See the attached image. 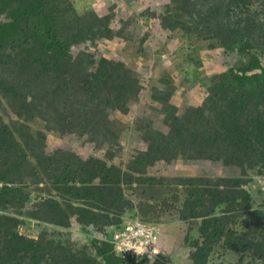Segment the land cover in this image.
<instances>
[{"label": "trees", "instance_id": "obj_1", "mask_svg": "<svg viewBox=\"0 0 264 264\" xmlns=\"http://www.w3.org/2000/svg\"><path fill=\"white\" fill-rule=\"evenodd\" d=\"M163 1L195 17L183 25V35L199 33L236 57L212 80L202 104L181 113L169 102L172 91L153 87L149 96L161 113L142 116V149L120 166L108 163L118 142L112 112L127 113L142 87L118 56L97 58L81 49L108 37L110 16L80 13L70 0H0V264H133L116 256L109 242L134 203L125 191H139L157 205L166 191L149 172L178 159L239 170L172 176L184 192L178 215L186 225L177 247L189 244L195 223L193 264H207L219 240L264 261V203L255 205L244 187L250 169H264V65L258 56H264V0L259 9H251L258 0ZM7 111L14 115L9 123L2 115ZM34 118L45 130L31 132ZM48 131L74 136L105 157L85 156L66 142L49 146ZM19 214L42 227L37 238L19 232ZM71 219L103 237L90 236L78 247L65 243L61 235ZM236 219L245 230L228 226ZM48 226L59 238H48Z\"/></svg>", "mask_w": 264, "mask_h": 264}, {"label": "rangeland", "instance_id": "obj_2", "mask_svg": "<svg viewBox=\"0 0 264 264\" xmlns=\"http://www.w3.org/2000/svg\"><path fill=\"white\" fill-rule=\"evenodd\" d=\"M70 1L80 13L92 11L98 16H110L107 27L108 37L84 42L81 49L93 53L97 58L112 59L118 56L132 69L133 75L138 78L142 87L137 98L131 101L127 113L112 112L113 123L118 130V142L112 150L115 156L108 163L121 166L133 150L142 149L140 130L142 116L149 117L150 114L161 113L159 109L154 108L158 104L149 96L153 87H166L172 91L169 102L178 107V112L181 113L187 105L195 107L201 105L215 76L234 64L236 55L228 54L214 41L204 38L199 33L193 36L182 34L183 25L192 24L195 17L189 16L191 14L180 15L174 3L167 7L163 0ZM261 1H255L251 9L261 8ZM175 23H178L176 27L166 29L168 24L172 26ZM258 56L264 65V56L259 53ZM0 105L4 106V101L1 99ZM2 115L7 123L10 120L9 117L14 118V115L8 111L3 112ZM152 118L155 126L163 131L167 130L163 123L158 121L160 119L154 116ZM28 123L32 133L45 130L44 124L37 118ZM46 138L49 146L66 142L85 156H104V151H94L92 147H85L82 141L74 136L48 131ZM238 170L236 166L227 167L220 164V167H217L213 161L205 162L202 159H178L170 164L158 163L149 172L156 178L158 186L166 191L157 205L148 202L145 196L139 195V191L132 194L130 190L125 189V193L134 203L121 224L131 220L151 224L156 230L162 252L159 261H133V264H189L190 260L193 262L190 257L193 251V247L190 246V242L193 241L190 234H195L192 236L195 238L198 236L197 226L195 223L190 224L189 244L183 242L177 247V240L186 225V222L178 215V207L182 204L184 192L180 185H176L177 182L173 181L172 176H193L196 172L234 175ZM247 174L245 176L247 183L244 187L251 193L252 201L255 200L254 204L260 205L264 203V169L255 167ZM145 210L146 213H144ZM131 212L137 215L132 218ZM18 217L22 219L18 228L19 232L31 238H37L40 235L42 227L38 226L35 220L26 217V214H19ZM235 224L229 222L228 226H233L239 231L245 230L240 219H236ZM46 234L48 238H59L56 231L50 227L46 229ZM103 235V232L99 230H92L90 233L82 231L80 225L71 219L70 227L61 237L66 240L65 243L78 247L81 244L88 245L90 236L102 238ZM89 251L94 252L93 249ZM124 261L128 262L125 259ZM207 264H264V261L257 258L252 251H235L223 240H219L210 251Z\"/></svg>", "mask_w": 264, "mask_h": 264}, {"label": "built area", "instance_id": "obj_3", "mask_svg": "<svg viewBox=\"0 0 264 264\" xmlns=\"http://www.w3.org/2000/svg\"><path fill=\"white\" fill-rule=\"evenodd\" d=\"M109 242L114 253L125 260H161V247L156 230L151 224L139 220L124 222L113 230Z\"/></svg>", "mask_w": 264, "mask_h": 264}, {"label": "bare ground", "instance_id": "obj_4", "mask_svg": "<svg viewBox=\"0 0 264 264\" xmlns=\"http://www.w3.org/2000/svg\"><path fill=\"white\" fill-rule=\"evenodd\" d=\"M73 12V11H72ZM92 13V12H91ZM94 16V15H93ZM232 75V74H231ZM236 80V79H235ZM225 85V84H224ZM223 89V88H222ZM247 182V181H246ZM64 234V233H63ZM102 242V241H101ZM109 244V243H108ZM82 245V244H81Z\"/></svg>", "mask_w": 264, "mask_h": 264}, {"label": "crops", "instance_id": "obj_5", "mask_svg": "<svg viewBox=\"0 0 264 264\" xmlns=\"http://www.w3.org/2000/svg\"><path fill=\"white\" fill-rule=\"evenodd\" d=\"M187 260H190V259H187ZM189 264H193V262H191V260H190V263Z\"/></svg>", "mask_w": 264, "mask_h": 264}]
</instances>
